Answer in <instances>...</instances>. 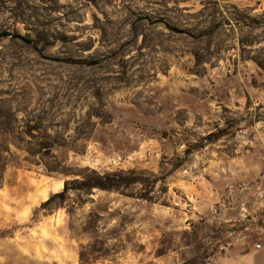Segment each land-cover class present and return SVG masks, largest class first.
<instances>
[{
    "label": "rangeland",
    "instance_id": "rangeland-1",
    "mask_svg": "<svg viewBox=\"0 0 264 264\" xmlns=\"http://www.w3.org/2000/svg\"><path fill=\"white\" fill-rule=\"evenodd\" d=\"M0 32L1 259L264 247V0H0Z\"/></svg>",
    "mask_w": 264,
    "mask_h": 264
},
{
    "label": "crops",
    "instance_id": "crops-1",
    "mask_svg": "<svg viewBox=\"0 0 264 264\" xmlns=\"http://www.w3.org/2000/svg\"><path fill=\"white\" fill-rule=\"evenodd\" d=\"M0 264H18V262L16 258H0ZM218 264H264V247L260 251H251L243 256L225 254L219 258Z\"/></svg>",
    "mask_w": 264,
    "mask_h": 264
},
{
    "label": "trees",
    "instance_id": "trees-1",
    "mask_svg": "<svg viewBox=\"0 0 264 264\" xmlns=\"http://www.w3.org/2000/svg\"><path fill=\"white\" fill-rule=\"evenodd\" d=\"M8 36H11V37H14V38H17V39H20L24 42H30V39L25 37V36H21L20 34H10L9 32H0V39L3 38V37H8ZM95 187L97 188H102V187H105L104 185L102 184H94ZM68 185L65 184L64 188H63V191L61 193H58V194H55L53 196H51L45 203L42 204V207H46L48 206L52 200L54 198H63V196L68 192Z\"/></svg>",
    "mask_w": 264,
    "mask_h": 264
}]
</instances>
